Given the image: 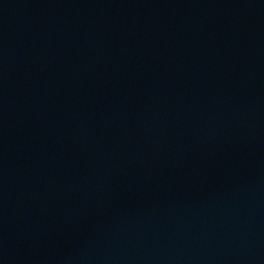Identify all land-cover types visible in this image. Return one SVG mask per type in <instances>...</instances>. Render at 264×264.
<instances>
[{
    "label": "water",
    "instance_id": "1",
    "mask_svg": "<svg viewBox=\"0 0 264 264\" xmlns=\"http://www.w3.org/2000/svg\"><path fill=\"white\" fill-rule=\"evenodd\" d=\"M0 264H264V0H0Z\"/></svg>",
    "mask_w": 264,
    "mask_h": 264
}]
</instances>
